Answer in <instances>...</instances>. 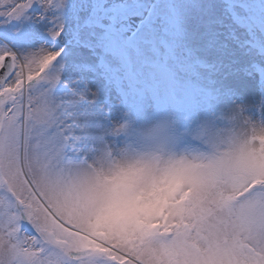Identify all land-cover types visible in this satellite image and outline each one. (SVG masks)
<instances>
[{"label": "snow or ice", "instance_id": "1", "mask_svg": "<svg viewBox=\"0 0 264 264\" xmlns=\"http://www.w3.org/2000/svg\"><path fill=\"white\" fill-rule=\"evenodd\" d=\"M0 264H264V0H0Z\"/></svg>", "mask_w": 264, "mask_h": 264}]
</instances>
